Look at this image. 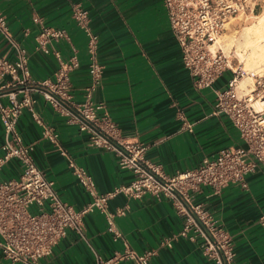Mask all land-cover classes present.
I'll list each match as a JSON object with an SVG mask.
<instances>
[{"label":"crops","instance_id":"1","mask_svg":"<svg viewBox=\"0 0 264 264\" xmlns=\"http://www.w3.org/2000/svg\"><path fill=\"white\" fill-rule=\"evenodd\" d=\"M74 4L89 14L90 28L98 37L96 57L104 67L92 99L104 104L119 139L147 146L144 159L160 165L167 176L196 168L222 149L245 147L229 119L214 113L215 91L226 88L230 73L224 72L211 88L193 86L162 0H0V11L14 41L28 54L31 80L50 82L58 68L52 52L36 49L34 37L40 25L33 17H38L45 26L67 31L69 40L55 42L51 49L62 59L76 54L79 66L70 74L71 96L75 103L83 101L90 82L88 55L86 38L71 16ZM0 48L6 59L15 60L14 48L1 36ZM8 80L7 76L0 78V87ZM28 95L35 101L33 110L42 124L58 134V147L42 139V126L27 110L19 116L16 130L25 144L34 146V162L54 183L61 201L77 211L89 202L71 173L69 159L85 169L99 193L132 181L133 175L119 168L112 150L89 145L90 134L79 130L74 112L58 111L40 90ZM2 141L0 123V155ZM20 173L21 165L11 160L0 178L16 179ZM245 182L246 188L229 184L219 192L201 186L189 193L190 201L201 205L228 239L236 264H264V225L260 223L264 217V167L257 165ZM119 208L126 213L113 219L118 240L109 231L105 216L94 211L83 217L82 234L67 230L40 264H96L97 257L106 260L127 247L137 253L154 251L150 264H213L203 256V239L193 226L187 235H180L187 219L184 204L176 205L165 196L145 194L133 199L117 195L108 201L107 209L112 213ZM166 240L171 246L163 244ZM0 264L19 263L5 259L0 251ZM115 264L134 263L121 260Z\"/></svg>","mask_w":264,"mask_h":264},{"label":"built area","instance_id":"2","mask_svg":"<svg viewBox=\"0 0 264 264\" xmlns=\"http://www.w3.org/2000/svg\"><path fill=\"white\" fill-rule=\"evenodd\" d=\"M170 29L181 49L183 66L193 78L196 89L211 88L224 73L231 77L223 90L215 91L214 113L224 115L238 131L244 148L222 149L213 159H204L193 169L179 171L173 176L163 173L160 165L144 159L147 146L127 142L115 135V125L105 111L103 103H94L92 96L101 82L103 65L97 60L98 37L90 28L87 10L80 4L71 7V16L76 28L86 38L89 84L85 87L83 101L75 103L71 96L70 74L78 68L74 53L67 59L51 49L58 41H68L66 30L45 26L38 17L33 22L40 25L34 37L36 49L47 54L52 52L58 68L52 81H33L27 67L28 54L13 39L6 17L0 11V36L14 48L15 60L9 61L0 48V78L9 80L0 87V123L3 141L0 155V173L9 161L21 165L16 179L0 178V251L12 263L40 264L49 256L53 247L65 237L67 230L82 234L83 217L94 211L103 214L114 240L120 234L113 226L115 217H122L123 208L109 212L108 201L117 195L140 199L145 194L165 196L175 204L186 207V222L180 235L185 236L193 226L203 239V256L213 264H236L235 253L226 237L215 225L201 205L190 201V192L201 186L219 192L229 184L246 188L245 176L257 165L264 167V67L247 71L233 52L224 53L217 43L231 21L241 18L247 21L252 16L248 0H162ZM248 78L250 84L241 86ZM41 91L43 98L57 109L74 112L79 119V130L90 134L91 147L112 150L120 169L128 170L133 179L126 185L114 187L106 193L96 190L92 177L82 167L68 160V166L79 185L89 196V202L80 210H74L58 197L54 183L47 179L36 166L32 153L34 146L25 144L16 130V123L24 110L31 113L42 126L41 137L58 147V134L52 127L44 126L34 113V100L29 91ZM19 94H22L20 97ZM64 156V153L61 151ZM35 208V212L29 209ZM264 225V217L260 218ZM171 246L170 240L163 242ZM154 251L137 253L125 248L123 253L103 260L97 257L96 264H115L128 260L134 264H150Z\"/></svg>","mask_w":264,"mask_h":264},{"label":"bare ground","instance_id":"3","mask_svg":"<svg viewBox=\"0 0 264 264\" xmlns=\"http://www.w3.org/2000/svg\"><path fill=\"white\" fill-rule=\"evenodd\" d=\"M226 28L229 29L228 26ZM221 37L217 43L219 44V41L220 43L222 42L221 47L223 49H225L226 46H231L233 42L237 43V48L247 49V52L244 51L245 49L243 50L244 54H238V58H241L240 62L241 65H243V68L247 66L246 69L244 68L245 70H247V68H253L256 70L255 68H258L259 64L262 63V60L264 59V13L259 15V17L257 16L254 23L245 26L238 36L235 37L234 33H223ZM243 63H245V66ZM248 80V78H243L241 80V86L244 87L250 83Z\"/></svg>","mask_w":264,"mask_h":264},{"label":"rangeland","instance_id":"4","mask_svg":"<svg viewBox=\"0 0 264 264\" xmlns=\"http://www.w3.org/2000/svg\"><path fill=\"white\" fill-rule=\"evenodd\" d=\"M248 2H249V5L252 7V10H253L251 18H249V20H247V21H242L241 18L239 17L238 19L231 21L230 25H228L229 29H227L224 33H227V34L234 33V36L236 37L240 34L241 30L245 26H248L251 23H254L256 21V17L257 16L259 17V15L264 13V0H248ZM221 41H222V37H221ZM219 44L221 47L222 42L220 43V41H219ZM244 49L245 48H242V49L237 48V43L233 42L231 46H229V47L226 46L225 49L222 48V51L226 54L231 53V55L234 52L238 56V54H241V53L244 54V52H243ZM244 51L247 52L248 50L245 49ZM240 57H242V56H240ZM243 64L245 66V63H243ZM263 66H264V59L262 60V63L259 64V67L262 68ZM246 67L247 66H245L244 68L246 69ZM259 67L255 68V69L259 70L260 69ZM250 70L252 71L254 69L253 68H249V69L247 68V71H250ZM256 70H254V71H256ZM226 75H227V73H225V76ZM248 84H250V83H248ZM29 212L34 213L35 209L31 208V209H29Z\"/></svg>","mask_w":264,"mask_h":264}]
</instances>
